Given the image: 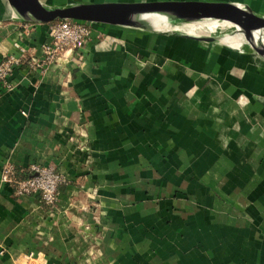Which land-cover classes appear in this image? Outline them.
<instances>
[{
  "label": "crops",
  "instance_id": "1",
  "mask_svg": "<svg viewBox=\"0 0 264 264\" xmlns=\"http://www.w3.org/2000/svg\"><path fill=\"white\" fill-rule=\"evenodd\" d=\"M216 21L94 23L41 66L49 21L0 0V170L65 177L54 204L0 181V264H264V60Z\"/></svg>",
  "mask_w": 264,
  "mask_h": 264
},
{
  "label": "water",
  "instance_id": "2",
  "mask_svg": "<svg viewBox=\"0 0 264 264\" xmlns=\"http://www.w3.org/2000/svg\"><path fill=\"white\" fill-rule=\"evenodd\" d=\"M17 12L29 15L33 19L49 21L55 18H67L90 23L125 25L150 30L156 29L143 14H165L172 22L182 15L225 19L244 28L264 29V13L251 5L234 1L212 0H140L115 2H90L67 4L63 0H7ZM143 17V18H142ZM165 31V30H164ZM167 31L176 32L168 29ZM195 39L210 42L221 39L202 38L186 34Z\"/></svg>",
  "mask_w": 264,
  "mask_h": 264
},
{
  "label": "built area",
  "instance_id": "3",
  "mask_svg": "<svg viewBox=\"0 0 264 264\" xmlns=\"http://www.w3.org/2000/svg\"><path fill=\"white\" fill-rule=\"evenodd\" d=\"M93 24L67 18L49 20L48 37L42 43L43 58L36 65L43 66L73 53L92 36ZM15 45L18 46V42ZM22 58L12 53L0 58V83L4 87L12 89L15 86L11 74ZM26 167L28 173L21 176L15 164L6 161L0 170V181L9 184L16 196L36 194L43 202L54 204L58 198V186L65 180L63 173L54 166L36 162H30Z\"/></svg>",
  "mask_w": 264,
  "mask_h": 264
},
{
  "label": "bare ground",
  "instance_id": "4",
  "mask_svg": "<svg viewBox=\"0 0 264 264\" xmlns=\"http://www.w3.org/2000/svg\"><path fill=\"white\" fill-rule=\"evenodd\" d=\"M143 16L146 20H148L149 22L152 23V26H154V28L161 29V30H165L166 28L171 27L172 25L180 23V22H186V21H190V20L198 19V18H206V17H195L193 15H186L185 14V15H182V16L178 17L177 19L173 20V21L181 20L180 22L172 23L173 21L170 22V20L167 19L165 14L146 13V14H143ZM220 20L225 21V22L218 23L216 21V22H212V23L205 25V26L217 28V26H219L220 24L223 26L225 23H229V24L233 25L234 28L236 30H238L244 36L245 41L248 44L250 50L257 52L260 57L264 58V39L260 35V30H262V29L244 28V27L240 26L239 24L234 23L232 21L225 20V19H220ZM231 36H234L233 32L228 33L224 36L218 37L217 39L223 40V39L228 38V37L231 38ZM203 38L212 39V37H209V36H204ZM240 45H242V44L240 43Z\"/></svg>",
  "mask_w": 264,
  "mask_h": 264
},
{
  "label": "rangeland",
  "instance_id": "5",
  "mask_svg": "<svg viewBox=\"0 0 264 264\" xmlns=\"http://www.w3.org/2000/svg\"><path fill=\"white\" fill-rule=\"evenodd\" d=\"M56 19V18H55ZM181 20H176V21H173L172 23H175V22H180ZM225 25V26H224ZM222 27L220 26V27H218V28H220V29H224V30H230V29H234V26L233 25H230L229 23H225ZM206 28H207V30L209 31V30H214V29H216V28H212V27H207L206 26ZM218 28H217V30H218ZM230 40H231V43H233L232 45H234L233 47H238L239 45H240V43H236L234 40H233V36H231V38H230ZM223 41H224V39H223ZM225 42V41H224ZM226 43V42H225ZM263 60H264V58H263Z\"/></svg>",
  "mask_w": 264,
  "mask_h": 264
}]
</instances>
